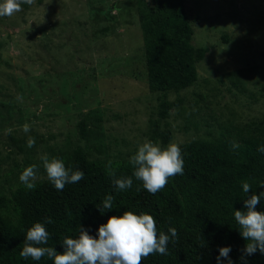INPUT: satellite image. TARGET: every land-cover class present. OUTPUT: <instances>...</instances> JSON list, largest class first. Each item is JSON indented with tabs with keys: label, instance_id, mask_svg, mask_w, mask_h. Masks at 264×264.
Returning a JSON list of instances; mask_svg holds the SVG:
<instances>
[{
	"label": "rangeland",
	"instance_id": "374dc122",
	"mask_svg": "<svg viewBox=\"0 0 264 264\" xmlns=\"http://www.w3.org/2000/svg\"><path fill=\"white\" fill-rule=\"evenodd\" d=\"M184 3L192 43L208 52L197 81L169 92L148 85L135 0H35L0 17L1 197L30 165L35 183L48 179L43 154L67 167L80 148L110 167L146 140L162 147L166 129L179 146L254 134L264 121V0ZM164 104L173 107L162 117Z\"/></svg>",
	"mask_w": 264,
	"mask_h": 264
},
{
	"label": "trees",
	"instance_id": "16d2710c",
	"mask_svg": "<svg viewBox=\"0 0 264 264\" xmlns=\"http://www.w3.org/2000/svg\"><path fill=\"white\" fill-rule=\"evenodd\" d=\"M135 6L150 89L169 92L191 87L197 81L196 66L208 49L192 43L193 30L184 0H135ZM172 107L164 104L161 116L168 115ZM160 136L162 148L166 147L169 130ZM234 143L238 147L233 148ZM180 147L183 174L169 178L166 187L154 195L134 177L130 161L105 167L99 161H89L76 148L66 168L84 172L78 183L66 184L57 191L46 179L31 190L20 185L9 199L0 196V210L11 207L15 216L0 218V264H54L46 256L39 261L20 256L26 232L37 222L49 232L44 246L62 253L65 237L78 238L80 227L96 236L110 216H121L125 211L152 215L158 234H167L169 227L177 230L175 242L169 241L167 255H150L142 264H217L221 247L231 248L233 264H264V253L259 250L252 255L244 253L247 241L234 218L235 210L246 211L244 201L248 196L264 191L259 187L264 181V152L258 151L264 147V121L239 143L226 138L192 141ZM127 177L133 179L132 187L118 190L114 180ZM243 182L251 185L249 193L243 192ZM108 195L114 197L113 209L101 213L99 208ZM256 210L264 212V198ZM221 264L228 261L221 258Z\"/></svg>",
	"mask_w": 264,
	"mask_h": 264
},
{
	"label": "clouds",
	"instance_id": "9594fccd",
	"mask_svg": "<svg viewBox=\"0 0 264 264\" xmlns=\"http://www.w3.org/2000/svg\"><path fill=\"white\" fill-rule=\"evenodd\" d=\"M34 3L35 0H0V17H11L22 11V4ZM22 130L28 133L30 125L24 124ZM35 142V138L30 136L27 146L31 148ZM232 147L238 145L234 143ZM258 151L264 152V147H260ZM39 158L48 180L57 191H62L66 184L78 183L84 178L83 171L66 168L61 159H50L47 154ZM130 163L134 166V177L142 181L143 188L153 195L166 187L169 178L182 175L184 169L182 149L177 143H169L162 148L159 144L146 140L130 157ZM37 171V165L33 164L24 168L19 176L20 182L29 190L36 187ZM111 174L115 175L114 172ZM114 183L118 190L124 191L132 187L133 179L118 178ZM259 187H264V181L260 182ZM242 189L244 193H249L251 185L243 182ZM261 198H264V191L258 195L253 193L244 201L246 211H234L240 235L247 241L243 249L246 255H252L257 250L264 253V212L256 210ZM113 200L112 195L106 196L99 208L100 212L113 209ZM47 223H52L51 218ZM176 238L177 230L174 227H169L167 234H158L156 220L152 215L125 211L121 216H110L106 223L99 226L96 236L80 227L78 238L63 239L62 253L57 252L54 247L44 246L48 243L49 232L44 224L37 222L27 230L20 256L25 259L30 257L35 261L46 256L54 264H142L143 259L150 255H167L169 241L175 242ZM230 251V247L219 248L217 264H221V258L226 259L228 264H233L229 257Z\"/></svg>",
	"mask_w": 264,
	"mask_h": 264
}]
</instances>
